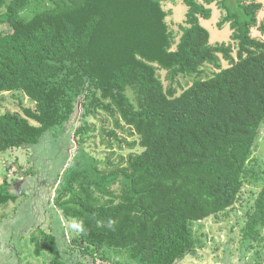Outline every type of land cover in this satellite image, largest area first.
I'll return each mask as SVG.
<instances>
[{
    "label": "trees",
    "instance_id": "1",
    "mask_svg": "<svg viewBox=\"0 0 264 264\" xmlns=\"http://www.w3.org/2000/svg\"><path fill=\"white\" fill-rule=\"evenodd\" d=\"M33 1L0 0V92L32 101L0 113V151L34 145L78 115L76 154L52 200L64 218L83 221L86 231L70 239L79 254L180 264L196 251L193 224L226 214L246 184L258 190L250 191L243 237L264 239V169L251 163L264 124V40L251 29L264 32L257 25L264 3L204 0L225 9L218 26L229 23L233 56L230 44L210 42L201 20L212 9L197 0H181L187 11L178 39L166 0ZM206 67L214 70L199 78ZM160 70L196 78L177 91ZM90 118L112 121L113 129L101 130L115 141L106 145L112 154L131 151L116 162L86 153L96 131ZM15 196L4 179L0 207ZM29 240L46 264H86L64 259L50 230L36 227Z\"/></svg>",
    "mask_w": 264,
    "mask_h": 264
},
{
    "label": "rangeland",
    "instance_id": "2",
    "mask_svg": "<svg viewBox=\"0 0 264 264\" xmlns=\"http://www.w3.org/2000/svg\"><path fill=\"white\" fill-rule=\"evenodd\" d=\"M43 1L44 4L48 3V0ZM197 1L212 9L210 18L201 20V24L210 33V42L230 44L233 49L232 55L235 56L236 42L231 39L232 30L229 23L218 26L222 17L225 16V9L217 1L210 4L204 3V0ZM260 1L264 3V0ZM162 6L168 12L166 21L173 30L175 39H178L181 34L180 25L185 26L187 6L181 0H166L162 2ZM29 14L30 10L22 15ZM261 23H264V7L257 14V25ZM251 35L264 40V32L257 27L251 29ZM226 64V61L221 60L222 66ZM213 70L211 67L204 68L205 73L203 72L199 78H204ZM158 73L165 86L171 85L177 91L196 78L181 75L171 78L170 74L163 70ZM128 95L132 97L130 90ZM31 103L32 101L20 91L0 92V113L7 110H19L21 105ZM89 120L95 125L96 131L88 138L84 151L91 157L102 162L111 155V159L116 162L118 155H126L131 151L127 148L123 150L114 148L116 154H112L113 150L106 146L110 137L101 131L103 128L113 129L112 121L107 119L106 122H102L93 118ZM77 125L78 115L66 126L45 133L34 145L0 151V183L6 179L10 183V190L16 194L13 201L0 207V264L47 263L49 259L47 255L33 254V245L29 236L36 227L50 230L56 236L62 255L68 261L79 260L86 264H117L116 260L125 259L123 255L118 256L112 252H109L104 259H93L79 254L76 247L70 243L75 233L65 232L62 227V215L53 204L54 189L61 180L69 160L76 154L78 143L75 127ZM115 131L118 137L125 138V134L119 130ZM126 139L129 138L126 137ZM110 141L116 147L115 141L113 139ZM251 163L253 167L260 166V171L264 169V124L260 128L253 148ZM257 190L258 188L246 184L243 187V198L226 214L195 222L193 229L197 239L196 251L188 254L180 264H264V239L259 243L246 240L248 238L245 239L242 232L246 211L254 199L250 191ZM72 249H74L73 252Z\"/></svg>",
    "mask_w": 264,
    "mask_h": 264
},
{
    "label": "clouds",
    "instance_id": "3",
    "mask_svg": "<svg viewBox=\"0 0 264 264\" xmlns=\"http://www.w3.org/2000/svg\"><path fill=\"white\" fill-rule=\"evenodd\" d=\"M62 220V227L64 228L66 233H76V234H83L86 229L84 227L83 221L77 220V219H72V220H65L61 216ZM115 224L114 220H109L108 221V226L111 227Z\"/></svg>",
    "mask_w": 264,
    "mask_h": 264
}]
</instances>
